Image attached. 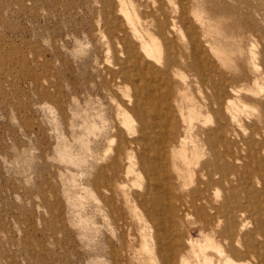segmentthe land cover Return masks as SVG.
<instances>
[{
  "label": "rangeland",
  "instance_id": "374dc122",
  "mask_svg": "<svg viewBox=\"0 0 264 264\" xmlns=\"http://www.w3.org/2000/svg\"><path fill=\"white\" fill-rule=\"evenodd\" d=\"M254 1L264 9V0ZM232 2L217 0L228 8ZM117 9L115 0H0V264H144L142 241L153 247L149 239L163 230L145 197L153 177L136 166L142 150L126 142L152 133L131 102L140 81L127 59L132 44L116 38L123 20ZM217 43L219 58L230 66L239 54L247 60L251 44L260 48L250 38ZM117 62L125 79L115 78ZM174 81L170 94L180 100L182 84ZM205 116L213 119L203 112L201 120ZM129 149L134 173L126 179L108 166L115 162L123 170ZM120 190L131 199L130 209ZM249 199L264 231V193ZM175 224L182 244L211 235V225L192 209ZM170 225L164 219V231ZM213 239L225 247L216 233ZM250 239L264 242L257 231ZM215 253L206 249L213 259ZM251 255L247 264L257 261Z\"/></svg>",
  "mask_w": 264,
  "mask_h": 264
},
{
  "label": "bare ground",
  "instance_id": "6f19581e",
  "mask_svg": "<svg viewBox=\"0 0 264 264\" xmlns=\"http://www.w3.org/2000/svg\"><path fill=\"white\" fill-rule=\"evenodd\" d=\"M225 1L234 5L228 8L217 0H115L117 15L123 18L116 23V38L132 44L127 59L135 63L131 75L140 81L131 102L152 133L125 140L142 150L136 166L139 173L153 177L145 197L153 221L163 224L149 239L155 248L142 241L144 264H247L249 253L250 259H257L251 264H264V242L250 239L255 231L264 239V231L254 222L249 199L264 193V93L258 92L264 88V9L254 0ZM190 8H201L202 14H190ZM220 38H250L260 48L251 44L247 60L239 54L229 59L230 66L219 58ZM116 64L115 78L125 79L123 65ZM176 78L182 84L177 90L180 100L170 94ZM253 98L251 105L248 99ZM248 108L255 112L252 116L244 112ZM203 112L213 119L201 120ZM131 152L123 170L116 169L115 162L109 170L127 179L134 173ZM187 177L193 184L189 189ZM121 193L130 209L131 199ZM235 196L238 200L231 204ZM190 209L204 226L211 225V235L206 233L201 242L187 238L182 244L175 218ZM164 219L171 223L170 232L164 231ZM214 233L225 247L215 244ZM208 248L215 249L216 259L206 254Z\"/></svg>",
  "mask_w": 264,
  "mask_h": 264
}]
</instances>
